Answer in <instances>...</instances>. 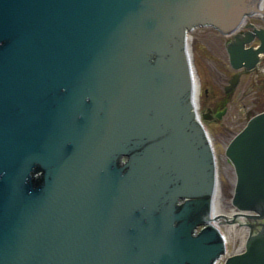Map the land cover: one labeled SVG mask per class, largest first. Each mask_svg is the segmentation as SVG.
Masks as SVG:
<instances>
[{
  "label": "water",
  "instance_id": "obj_1",
  "mask_svg": "<svg viewBox=\"0 0 264 264\" xmlns=\"http://www.w3.org/2000/svg\"><path fill=\"white\" fill-rule=\"evenodd\" d=\"M262 2L0 0V264H216L219 221L249 225L224 264H264V110L226 145L235 210L214 213L189 41Z\"/></svg>",
  "mask_w": 264,
  "mask_h": 264
},
{
  "label": "flooded vegetation",
  "instance_id": "obj_2",
  "mask_svg": "<svg viewBox=\"0 0 264 264\" xmlns=\"http://www.w3.org/2000/svg\"><path fill=\"white\" fill-rule=\"evenodd\" d=\"M195 28H198L197 31L201 28L204 30L197 33L194 40L209 53L219 54L215 51L217 44L224 49L220 66L212 65V68L210 65L209 75H204L202 80L199 111L206 123L216 121L237 99L245 105V116L264 110V12L246 15L231 33H223L208 24ZM203 33L213 38L205 37ZM229 46L245 48L248 54H255L256 58L248 61L242 59L235 65L230 60Z\"/></svg>",
  "mask_w": 264,
  "mask_h": 264
},
{
  "label": "rangeland",
  "instance_id": "obj_3",
  "mask_svg": "<svg viewBox=\"0 0 264 264\" xmlns=\"http://www.w3.org/2000/svg\"><path fill=\"white\" fill-rule=\"evenodd\" d=\"M205 28V27H202ZM197 31L198 28H193L190 30V46L192 51V61L195 68V73L198 74V78L200 80V87L202 88V80L204 75H209L210 67L212 65L220 66L221 60L224 59V49L223 46L217 44L215 47V51L219 54H211L209 53L205 47L202 45H198L196 43L195 35L197 33H202L204 30ZM212 32V31H211ZM205 37L213 38L212 35H208L203 33ZM215 41H218L216 39ZM222 59V60H223ZM211 65V66H210ZM213 68V66H212ZM202 91V89H201ZM202 93L200 92V97ZM244 103L240 100H236L235 103L231 104L226 112L222 114L221 117L217 118L216 121L211 123H206L207 129L209 131V135L214 145L215 155H216V169H217V183L219 189V198L222 204V209L225 213H230L233 210V204L231 203V196L234 190L235 185V170L231 161L227 158L225 153V147L230 138L236 133L246 122L248 119V115H244ZM243 219H247L243 217ZM221 229L226 234L227 241L226 254L232 253L234 251H239L244 248V240L248 233V225H241L235 223L233 228L229 231L226 229L224 222L219 221ZM235 227V228H234ZM227 231H226V230ZM229 231V232H228ZM224 254L221 257L217 264H224Z\"/></svg>",
  "mask_w": 264,
  "mask_h": 264
},
{
  "label": "bare ground",
  "instance_id": "obj_4",
  "mask_svg": "<svg viewBox=\"0 0 264 264\" xmlns=\"http://www.w3.org/2000/svg\"><path fill=\"white\" fill-rule=\"evenodd\" d=\"M263 3H264V0H263V2L261 3V5H263ZM240 24H241V22H240ZM239 24V25H240ZM229 33H231V32H229ZM189 41H190V39H189ZM196 97L197 98H199V92H200V80H199V78L196 76ZM235 210V208L233 207V210H232V212ZM221 211H223V209H222V204H221V201H220V198H219V189H218V185H217V191H216V194H215V198H214V207H213V212L214 213H218V212H221ZM224 212V211H223ZM232 212H230V213H227L229 216L232 214ZM225 213V212H224ZM224 225H225V227H226V229L227 230H231L232 228H233V226H234V223H224ZM218 226L220 227V225L218 224ZM221 228V227H220ZM235 228V227H234ZM225 229V230H226ZM226 230V231H227ZM228 231V232H229ZM225 234V233H224ZM225 238H226V241H227V237H226V234H225ZM244 245V244H243Z\"/></svg>",
  "mask_w": 264,
  "mask_h": 264
}]
</instances>
